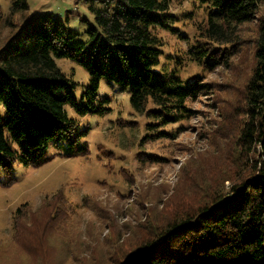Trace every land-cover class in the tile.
I'll return each mask as SVG.
<instances>
[{
  "label": "trees",
  "instance_id": "16d2710c",
  "mask_svg": "<svg viewBox=\"0 0 264 264\" xmlns=\"http://www.w3.org/2000/svg\"><path fill=\"white\" fill-rule=\"evenodd\" d=\"M193 1L202 18L192 33H178L185 48L174 53L164 51L159 34L177 30L172 0H83L92 15L85 41L67 19L29 12L26 0L0 8V169L38 167L50 148L86 154V130L69 109L77 116L108 112L101 82L127 93L151 136L189 118L187 103L202 93L221 94L218 122L181 167L165 223L147 221L122 240L109 226L107 258L95 264H264V0ZM243 48L250 57L241 84L230 85L236 75L220 88L204 81L202 71H232ZM56 58L87 72L80 97ZM66 205L59 193L34 209L22 202L11 234L0 240V264H62L71 240L62 227L71 218ZM85 259L79 264H91Z\"/></svg>",
  "mask_w": 264,
  "mask_h": 264
},
{
  "label": "rangeland",
  "instance_id": "374dc122",
  "mask_svg": "<svg viewBox=\"0 0 264 264\" xmlns=\"http://www.w3.org/2000/svg\"><path fill=\"white\" fill-rule=\"evenodd\" d=\"M13 1L0 0L1 10L6 12ZM26 1L29 12L35 15L47 12L63 21L67 19V26L77 38L87 39L86 21L91 22L92 15L83 0ZM170 10L178 17L174 24L177 30L159 34L165 43L164 51L174 53L185 48L178 33H192V23H198L202 11L193 0H172ZM248 31L249 27L246 35H250ZM249 57L248 48L241 49L235 56L238 64L234 71L224 67L202 71L204 81L220 88L236 75L237 82L230 85L241 84ZM55 61L77 83L74 93L80 97L88 84L87 72L71 60ZM195 71L190 66L186 74ZM98 95L111 99V105L105 104L110 110L102 115L77 116L69 109V114L86 130V136L81 138V143L86 144V154L64 156L50 148L47 160L38 167L14 165L10 170L0 169V240L11 234L13 211L22 202H29L34 209L46 196L55 193L67 200L66 213L71 216L63 220L64 233L71 240L64 256L57 252L62 256V264H79L82 258L91 264L106 260L112 233L109 226L115 227V236L122 240L140 232L147 221H152L154 227L165 223V203L180 188L175 189L181 167L194 153L192 150L205 147L207 129H214L218 122L217 105L221 101L217 98L221 94L209 90L189 101L187 105L194 113L159 128L163 130L159 136L146 131L148 120L131 110L127 93L101 82ZM3 112L0 104V113ZM171 133L175 135L170 136Z\"/></svg>",
  "mask_w": 264,
  "mask_h": 264
}]
</instances>
